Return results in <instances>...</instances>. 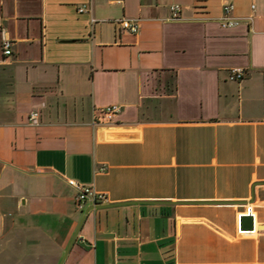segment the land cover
<instances>
[{
    "label": "crops",
    "instance_id": "obj_1",
    "mask_svg": "<svg viewBox=\"0 0 264 264\" xmlns=\"http://www.w3.org/2000/svg\"><path fill=\"white\" fill-rule=\"evenodd\" d=\"M0 264H264V0H0Z\"/></svg>",
    "mask_w": 264,
    "mask_h": 264
},
{
    "label": "built area",
    "instance_id": "obj_2",
    "mask_svg": "<svg viewBox=\"0 0 264 264\" xmlns=\"http://www.w3.org/2000/svg\"><path fill=\"white\" fill-rule=\"evenodd\" d=\"M80 12L87 11V7H82L79 10ZM172 11V19L178 20L181 17V6L178 4H173L171 6ZM234 11V5L226 4L223 7V17H222V26L225 28L235 27L239 24V21L233 18L232 13ZM121 25L123 29L131 32L138 33L139 32V23L136 21H132L129 19L121 21ZM2 48L4 54L7 56L12 55L11 42L9 40H5L2 44ZM247 72L243 68H233L230 71V80L231 81H242L245 79ZM122 107L117 104H111L103 108V113L105 116V120L108 123L114 122L116 118L121 114ZM39 114L37 112H33L30 115V122L32 124H36L38 122ZM68 184L73 187L76 192V201L79 207H82L86 203H105L108 201L107 196L104 193L98 192L94 186H87L78 183L75 180H69ZM249 211L252 212V209L249 208ZM253 214V213H252ZM254 215V214H253ZM255 216V215H254ZM256 227V226H255ZM246 231H241V233H245ZM254 232V231H253Z\"/></svg>",
    "mask_w": 264,
    "mask_h": 264
},
{
    "label": "water",
    "instance_id": "obj_3",
    "mask_svg": "<svg viewBox=\"0 0 264 264\" xmlns=\"http://www.w3.org/2000/svg\"><path fill=\"white\" fill-rule=\"evenodd\" d=\"M241 231L253 232L255 231V216L251 211H248L247 215L241 216Z\"/></svg>",
    "mask_w": 264,
    "mask_h": 264
}]
</instances>
